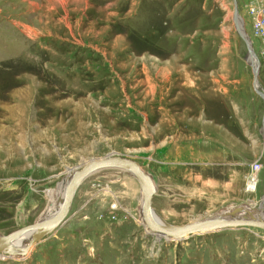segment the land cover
Wrapping results in <instances>:
<instances>
[{
	"label": "rangeland",
	"instance_id": "1",
	"mask_svg": "<svg viewBox=\"0 0 264 264\" xmlns=\"http://www.w3.org/2000/svg\"><path fill=\"white\" fill-rule=\"evenodd\" d=\"M236 2L264 91V40L250 0ZM233 13L234 0H0V235L55 210L71 174L110 155L152 175L168 224L236 207L264 217V101ZM215 140L222 157L204 158L199 146ZM255 163L263 171L248 192ZM141 196L128 173L99 171L61 226L0 264H264L256 228L159 240L142 224Z\"/></svg>",
	"mask_w": 264,
	"mask_h": 264
},
{
	"label": "water",
	"instance_id": "2",
	"mask_svg": "<svg viewBox=\"0 0 264 264\" xmlns=\"http://www.w3.org/2000/svg\"><path fill=\"white\" fill-rule=\"evenodd\" d=\"M233 21L237 34L244 41L247 48L248 63L253 70V90L264 101V91L258 82L260 63L243 27L236 0H234ZM108 169L126 172L138 181L142 193L140 203L142 224L148 229L149 233L156 236L159 240L167 242L184 241L194 235L209 234L228 228L250 227L264 231V217H255L251 214L257 211L255 207H248L244 213H241L236 207L232 211L233 215L225 212V217L220 216L219 219L218 217H213L183 226L168 224L156 214L154 209L153 199L157 190L152 176L138 162L118 155H110L87 161L81 168L71 174L65 183L64 195L56 211L34 224L7 235H0V254L9 258H25L32 249L65 222L74 196L82 183L91 175ZM26 235L30 236L26 238ZM22 239H25L26 242L20 245L18 242Z\"/></svg>",
	"mask_w": 264,
	"mask_h": 264
},
{
	"label": "built area",
	"instance_id": "3",
	"mask_svg": "<svg viewBox=\"0 0 264 264\" xmlns=\"http://www.w3.org/2000/svg\"><path fill=\"white\" fill-rule=\"evenodd\" d=\"M246 12L253 19V28L256 35L264 40V0H250L248 5L246 6ZM260 170V164H253L252 173L250 174L249 180L246 185V190L248 192H256Z\"/></svg>",
	"mask_w": 264,
	"mask_h": 264
},
{
	"label": "crops",
	"instance_id": "4",
	"mask_svg": "<svg viewBox=\"0 0 264 264\" xmlns=\"http://www.w3.org/2000/svg\"><path fill=\"white\" fill-rule=\"evenodd\" d=\"M157 105V104H156ZM156 107V106H155ZM205 138V137H204ZM215 144H208L207 142H205V141H203V144H201V146H199V152L200 153H202L203 155H204V158H209V157H218V158H220V157H222V150L220 149L221 148V146H222V143H221V141L220 140H215V142H214ZM221 145V146H220ZM261 163V162H260ZM262 164V163H261ZM260 171H263V166L261 167V170ZM262 173V172H261ZM260 173V174H261ZM259 174V175H260ZM151 175V174H150ZM258 175V176H259ZM152 176V175H151ZM153 178V177H152ZM154 180V179H153ZM155 183V182H154ZM155 186H156V184H155ZM76 194H77V192H76ZM76 194H75V196H74V199H75V197H76ZM156 194H157V191H156ZM73 199V200H74ZM141 199V198H140ZM154 200V199H153ZM73 203V202H72ZM140 203H141V200H139L138 201V207H140ZM73 205V204H72ZM128 206V205H127ZM153 206H154V204H153ZM81 207H83V210H92V206H91V204H90V202H87V201H85L84 203H83V205H81ZM129 207H131V209H132V206H129ZM140 209V208H139ZM99 212H101L102 213V211H101V209H100V211ZM98 212V213H99ZM103 214V213H102ZM90 215V214H89ZM99 216H95L94 218L97 220V221H99V220H101L102 218H103V216L101 217V215H100V217L98 218ZM137 217V216H136ZM92 218L93 217H88L87 216V219H86V221L85 222H89V221H91L92 220ZM130 218H131V213H130V215L129 216H125L124 218H122V219H118L117 217H115V219H118L117 220V223L118 224H120V226L119 227H122V228H126V227H129V224H132V223H130V222H127V221H130ZM134 221H136L135 219H134Z\"/></svg>",
	"mask_w": 264,
	"mask_h": 264
},
{
	"label": "bare ground",
	"instance_id": "5",
	"mask_svg": "<svg viewBox=\"0 0 264 264\" xmlns=\"http://www.w3.org/2000/svg\"><path fill=\"white\" fill-rule=\"evenodd\" d=\"M259 180V179H258ZM258 184H259V181H258ZM63 186V188H62V191L60 190H56L55 191V199H57L58 200V205L56 206V208H55V210L54 209H52V208H50V209H48L47 211H46V215L44 216V217H46V216H48V215H50L51 213H53L54 211H56L57 209H58V207H59V205H60V203H61V201H62V198H63V195H64V189H65V184H63L62 185ZM234 209H236V208H229V209H226L225 211H223L222 212V214H220L219 216H218V219L220 218V216L221 217H225V212L228 214H231L232 213V211L234 210ZM241 213H244L245 212V210H246V208L245 207H240V208H237ZM232 215H233V213H232ZM237 215H238V213H237ZM44 217H41V218H44ZM30 235H26L25 237L27 238V237H29ZM25 239H22L21 241H19L18 243L20 244V245H23L25 242H26V240L24 241ZM28 240V239H27Z\"/></svg>",
	"mask_w": 264,
	"mask_h": 264
}]
</instances>
